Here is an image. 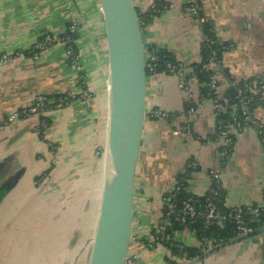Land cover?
Returning a JSON list of instances; mask_svg holds the SVG:
<instances>
[{
  "label": "crops",
  "instance_id": "crops-1",
  "mask_svg": "<svg viewBox=\"0 0 264 264\" xmlns=\"http://www.w3.org/2000/svg\"><path fill=\"white\" fill-rule=\"evenodd\" d=\"M144 12L156 0H132ZM171 4L141 28L144 51L164 49L184 66L198 62L202 23L228 44L210 70L222 98L231 80L264 73V0H197L199 15ZM75 26L68 45H35ZM190 70V69H188ZM194 112L177 76L147 75L145 116L133 177L128 251L143 264H264V231H245L214 242L194 257L173 255L152 241L165 193L186 173L185 190L204 195L209 170L220 175L225 208L264 197V148L252 121L264 126V92L249 123L229 127L231 143L217 135L221 123L211 98L187 81ZM50 99L40 115L6 117ZM68 95L62 107L53 100ZM109 60L100 0H0V264H88L104 177L111 160ZM161 109L168 118L149 112ZM45 123V128L41 123ZM258 227V226H257ZM254 229V228H253ZM181 246L199 248L192 229L172 233Z\"/></svg>",
  "mask_w": 264,
  "mask_h": 264
},
{
  "label": "water",
  "instance_id": "water-1",
  "mask_svg": "<svg viewBox=\"0 0 264 264\" xmlns=\"http://www.w3.org/2000/svg\"><path fill=\"white\" fill-rule=\"evenodd\" d=\"M109 60L108 139L117 148L106 171L88 264H124L131 231L133 177L145 116V51L132 0H100ZM249 231H264V224Z\"/></svg>",
  "mask_w": 264,
  "mask_h": 264
},
{
  "label": "built area",
  "instance_id": "built-area-1",
  "mask_svg": "<svg viewBox=\"0 0 264 264\" xmlns=\"http://www.w3.org/2000/svg\"><path fill=\"white\" fill-rule=\"evenodd\" d=\"M170 6L172 5L166 3L162 4L159 8L155 6V3H152L150 5V7L154 11H161L163 9L169 8ZM184 10L190 15H198L199 7L197 4V0H186ZM67 32L74 33L75 26L71 24L68 27ZM55 42H63L67 44L68 53H72L71 37L67 33L61 36H51L47 34L44 36L43 40L39 41L35 45V48L42 49ZM204 42H209V38L202 34L201 44ZM147 54L148 55L145 57L146 73L148 72L149 75L156 74L157 72L155 66L157 56L155 50L151 48L150 51L147 52ZM216 60V52L212 51L211 56L207 60L205 68L210 69V67L213 63L216 62ZM165 73L172 74L178 77L179 87L187 93L186 98L189 102L188 111L194 112L195 106L192 105L193 95L187 83L188 77L193 76V72L191 70H188V68H186V66H184L182 63L177 62L173 64L167 62L165 64ZM240 82L241 81L239 80H231L230 86L235 87L237 91V99L235 101L232 100L231 102H228L227 100H222V98H220L217 94V82L214 77L211 76L209 82L206 85L211 90V93L213 95L211 99L215 105L217 115H219L220 113H225L228 110L229 115L234 117L235 112L238 109L242 111V114L247 115V103L251 98L250 96L245 95L244 92L248 91L252 94H256L257 92L264 91V73L252 77L250 81H243L244 83L242 84ZM69 99L70 98L68 97V95H64L57 98L56 100H53V103L56 107H62L68 102ZM49 103V98L42 95H37L31 105L13 111L6 117L5 122H12L30 115H40ZM149 114L154 118H168L169 116L168 112L161 109H152L150 110ZM252 122L256 127L261 144L264 148V134L263 131H261V128H263L264 126L256 121ZM3 123H0V127L3 126ZM41 125L45 128L44 122H42ZM217 135L222 136L228 144L231 143L232 138L230 136L229 129L225 125L223 126L220 123L217 126ZM208 174L210 178V184L207 190V196L203 201L190 197L182 201V203L177 206L175 201L172 200L174 199L175 194L174 192L171 193L173 189H175L176 191L179 189V187L177 186L173 187V189L169 191V195L167 198H163V207H165V211L162 213V221L160 225H157V227H160L161 231H163L166 227H170L173 220L181 223L186 222L187 220L191 222H194L195 220H201L205 226H209L213 224H221L227 217H234V219L237 221L238 233H242L252 229L248 227V221H260V213L261 211H264V197L260 203L232 207L230 208L229 213H222L219 211L217 206L221 190L220 175L213 169L209 170ZM246 216L249 217L248 220L246 219ZM155 240L156 237L152 235V241L155 242ZM212 241L213 240L209 238L201 239L199 250L204 252L208 247L212 245ZM179 246L182 247L181 245ZM143 262L144 260L141 254L135 251H131L126 254L124 264H143Z\"/></svg>",
  "mask_w": 264,
  "mask_h": 264
},
{
  "label": "trees",
  "instance_id": "trees-1",
  "mask_svg": "<svg viewBox=\"0 0 264 264\" xmlns=\"http://www.w3.org/2000/svg\"><path fill=\"white\" fill-rule=\"evenodd\" d=\"M153 3H155V6L158 8L161 7L162 4H164V2H162L161 0H156ZM159 12L160 11H154L151 7L146 9L144 12L137 11L140 27L142 28V26L148 23L153 18V16L157 15ZM198 15H199V11H198ZM201 25H202V32L205 36L209 38V42H204L201 44L199 61L192 63L189 66H186V68L190 69L193 72V76L195 77L197 83L200 85L199 96L201 98H211L213 97V95L211 93V90L208 88L206 84L209 82L212 76V71L210 69H206L205 65L207 63L208 58L211 56L212 51H215L216 58H219L220 53L228 47V44L218 42L207 23L203 22ZM67 34L70 37L73 36V34L70 32H67ZM153 49L155 50L157 56L156 66H155L157 73H161V72L165 73V64L167 62L173 64L177 63L175 58L166 50L156 49V48ZM149 51L150 49L148 50V52ZM147 75H149L148 72ZM250 80L251 78L246 81H250ZM240 83L242 84L244 82L241 81ZM263 92L260 91L257 92L256 94H252L248 91H245L244 94L250 96L251 98L247 103L248 114L247 115L242 114V111L238 109L235 112V116L232 117L229 115V112L227 110V112L220 113L218 115L219 119L221 120V124L223 126L225 125L229 129V127L231 126L241 128L246 123H249L250 121L249 113L254 107V105L259 101L260 96ZM236 97H237V91L235 87L230 86L228 90L225 92L224 96L222 97V100H227L228 102H231L232 100L235 101L237 99ZM261 131H263L264 134V127L261 128ZM185 177H186V173L178 174L176 177L177 181L175 186L179 187V189L176 191L175 189L172 188L173 190L171 191V193L174 192L175 194L174 199L172 200L175 201L177 206H179L182 203V201L190 197L203 201L207 196V192L202 196H195L188 193L185 190V182H184ZM168 195H169V191L165 193L164 198H167ZM217 206L219 211L222 213L227 214L230 212V208H225L223 206L222 189L220 190V196L217 202ZM164 211H165V207L162 208V213ZM246 219L248 220L249 217L246 216ZM161 221H162V217L160 223ZM160 223L158 225H160ZM262 223H264V211H261L260 213L259 222L248 221L247 225L248 227L253 229ZM183 228L194 230L199 240L203 238H209L212 239L214 242H223L229 239L230 237H233L238 234L237 221L234 219V217H227L221 224H213L209 226H205L201 220H195L194 222L187 220L186 222L183 223L173 220L170 227L164 228L163 231L160 230V227H155L152 229L151 234L156 237L155 243H160L166 246L167 248L170 249L171 254L173 255L186 254L187 257H194L199 255L201 253L199 248L186 247V246L180 247L177 243L172 241L171 239L172 233L176 230H180Z\"/></svg>",
  "mask_w": 264,
  "mask_h": 264
},
{
  "label": "bare ground",
  "instance_id": "bare-ground-1",
  "mask_svg": "<svg viewBox=\"0 0 264 264\" xmlns=\"http://www.w3.org/2000/svg\"><path fill=\"white\" fill-rule=\"evenodd\" d=\"M108 155H110V157H114V158L117 156V148L114 145L112 139H109Z\"/></svg>",
  "mask_w": 264,
  "mask_h": 264
},
{
  "label": "rangeland",
  "instance_id": "rangeland-1",
  "mask_svg": "<svg viewBox=\"0 0 264 264\" xmlns=\"http://www.w3.org/2000/svg\"><path fill=\"white\" fill-rule=\"evenodd\" d=\"M148 54H147V52H145V57L147 56ZM191 91L194 93V95H195V92L193 91V89H191ZM187 93H186V91H185V95H186ZM128 252H131V251H128ZM127 252V253H128ZM133 252V251H132Z\"/></svg>",
  "mask_w": 264,
  "mask_h": 264
}]
</instances>
